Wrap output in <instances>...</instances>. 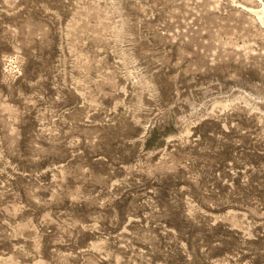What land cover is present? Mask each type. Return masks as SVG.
Segmentation results:
<instances>
[{"label":"rangeland","instance_id":"rangeland-1","mask_svg":"<svg viewBox=\"0 0 264 264\" xmlns=\"http://www.w3.org/2000/svg\"><path fill=\"white\" fill-rule=\"evenodd\" d=\"M253 0H0V264H264Z\"/></svg>","mask_w":264,"mask_h":264},{"label":"bare ground","instance_id":"bare-ground-1","mask_svg":"<svg viewBox=\"0 0 264 264\" xmlns=\"http://www.w3.org/2000/svg\"><path fill=\"white\" fill-rule=\"evenodd\" d=\"M253 1H257L260 3V6H258V8H248V10L250 12H252L253 14L256 15V17L258 18V20L264 24V0H253Z\"/></svg>","mask_w":264,"mask_h":264}]
</instances>
